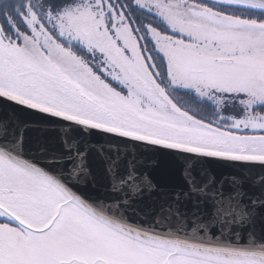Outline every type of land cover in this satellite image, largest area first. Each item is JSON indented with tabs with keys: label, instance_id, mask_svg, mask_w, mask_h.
<instances>
[{
	"label": "snow or ice",
	"instance_id": "obj_1",
	"mask_svg": "<svg viewBox=\"0 0 264 264\" xmlns=\"http://www.w3.org/2000/svg\"><path fill=\"white\" fill-rule=\"evenodd\" d=\"M0 102V264H264V0H0Z\"/></svg>",
	"mask_w": 264,
	"mask_h": 264
},
{
	"label": "water",
	"instance_id": "obj_2",
	"mask_svg": "<svg viewBox=\"0 0 264 264\" xmlns=\"http://www.w3.org/2000/svg\"><path fill=\"white\" fill-rule=\"evenodd\" d=\"M4 102H0V106H3ZM31 119H35L38 120L39 117L38 116H33L31 117ZM33 135H35V133H33ZM159 157V162H158V171L163 174L166 171L170 170L173 165H174V160L172 157H170L169 155H167L166 153L161 152Z\"/></svg>",
	"mask_w": 264,
	"mask_h": 264
}]
</instances>
